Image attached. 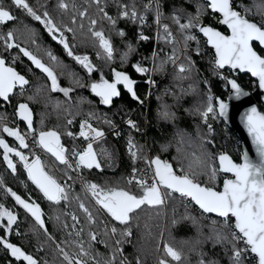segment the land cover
Returning <instances> with one entry per match:
<instances>
[{"label":"trees","instance_id":"obj_1","mask_svg":"<svg viewBox=\"0 0 264 264\" xmlns=\"http://www.w3.org/2000/svg\"><path fill=\"white\" fill-rule=\"evenodd\" d=\"M2 2L16 19L0 24V35L12 31L14 42L19 44L20 48L29 50L45 64L53 67L60 87H71L74 91L68 96L60 91H51V82L45 73L37 69L19 48L8 49L3 45V41H0L1 57L29 81L23 91L17 90L9 98V104L0 100V117H3L0 119V138L10 147L17 149L15 142L3 131V128L16 125L21 130H26L25 124L15 115L20 103L28 104L33 112V129H35L33 133L55 130L60 133L61 141L68 149L84 144L82 139L75 140L67 133L76 134L79 123L86 119L93 127L105 133L104 138L93 144L101 168H82L77 179L74 172L66 170L65 166L55 162L54 158L50 159L49 153L47 154L50 161L46 159L44 162L46 171L61 183L67 182L71 185L69 199L59 204L43 196L28 178L27 172L22 169V162L14 153H9V156L16 164V171L9 169L3 159V149L0 148V179L3 180L0 184V204L17 216L10 232L3 222H0V237L20 247L26 254L32 255L39 264H67L59 249L62 247L69 255H74L78 251L74 241H79L85 248H89L90 227L99 233L98 240H105L109 245H114L115 239H121L119 235L113 237L103 234L101 221L107 223L109 227H117L118 232L126 226L111 220L107 214L99 210L90 193L85 190V181L108 186H127L132 191H137L134 184L126 185V180L132 175V169L143 167L145 161L133 160L127 150L129 137L143 148V154L149 159L159 156L162 160L172 163L177 169L187 168L189 165L195 167L196 157H215L221 152L232 156L234 161H239L241 145L235 133L219 118L211 117L209 123L212 124V132H209L201 117L195 112L198 107L202 108L205 105L209 94L223 100L228 94L227 84L219 79L213 67L214 54L197 33V29L192 30L197 40L189 42L186 52L182 49V44L176 45L182 60L184 55H187L195 62V70L190 74V78L176 79V69L170 63L165 65L163 71L159 70L160 61L166 59L173 49L171 43H165L162 38L158 39V34L163 36L162 25L168 24L176 40H182L178 26L172 20L174 14L181 16V22H186V15H196L197 7L201 6L206 9L202 17L203 23L217 27V18L209 13L203 1L158 0L159 11L162 13L158 26L155 22L156 7H145L148 0H101L99 6L93 0H63L68 4L67 9L59 6L61 0H27L38 15L43 16L46 11L51 20L61 28L74 55L90 58L97 69L91 74L68 55L63 44L59 42V32L50 34L44 24L29 16L25 10L17 8L12 0H2ZM233 2L237 5L238 11L243 12V6L252 9L248 13V18L256 23L261 22L262 17L254 13L258 11V7L264 10V0H233ZM122 5H128L129 8L135 5L138 15L143 16L145 22L141 24L137 20L134 23L131 19L123 18L120 14ZM100 7L116 19L115 27L107 19H101L103 13L99 11ZM85 10L87 16L81 17L80 12ZM73 18L76 23L72 22ZM90 19H96L98 23L95 28L102 29L111 39L114 48L112 60L104 59L102 49L89 31ZM81 24L84 25L83 28L80 27ZM67 28H72L73 31L68 32ZM121 30L125 33L123 37L117 34ZM220 30L226 32L223 28ZM141 33L149 39H140ZM53 35L56 39H53ZM128 45H131L134 51L129 52ZM254 47L263 55L256 44ZM196 48H199V54L196 53ZM47 52L55 55L57 61H51ZM126 52L129 53L127 59H122ZM153 52L158 53L155 62L152 59ZM136 64L151 71L141 74L133 67ZM113 69L127 73L136 81L135 91L143 100L142 104L133 99L122 85H118L121 95L113 98L111 105L102 104L100 97L91 92V82H98L101 75L109 81L114 79ZM149 79L155 81V84H149L147 82ZM75 80H79L80 84H76ZM237 82L245 90L252 91L255 88V84H252L254 81L246 75L239 76ZM189 85H192L194 90L184 92L183 90L189 89ZM151 87L154 88L151 89L147 103L146 98ZM213 103L215 104V99ZM165 106L175 114L174 119L165 120L161 117ZM90 112L95 113V116L90 118L88 116ZM68 120H72V123L68 124ZM104 120H110L112 124L104 123ZM128 120L134 121L139 131L131 128L127 123ZM116 132L120 135L117 136ZM101 149H107L112 154V158L102 155ZM66 171L67 175H65ZM68 176L72 179L66 180ZM201 179L205 178L201 177ZM221 182L222 180L218 179L217 185L219 186ZM8 189L28 202L40 205L47 232L16 205ZM77 196L80 201H77ZM79 202H83L97 217V225L88 224L83 210L78 206ZM71 214L77 215L80 220L75 228L72 227L75 222L71 219ZM185 216L194 219H183L182 217ZM173 220L177 223L173 224ZM214 220L218 221L215 226L212 224ZM65 224L68 225L67 228L64 227ZM81 227L84 231L77 237L76 231ZM128 227L131 228L132 235L128 240L123 238L124 242L120 245L123 252L120 258H127L129 264H136L137 258L141 264H159L160 259H167L169 264H198L201 253L204 254L203 258L206 261L231 264V246L214 244L212 240L207 239L212 234L213 227L221 229L230 239L229 229L222 227L220 218L205 215L185 198L168 200L163 206H143L134 214V219ZM165 243L182 252L180 262L172 261L170 257L165 256ZM91 249L94 254L104 257L110 256L112 251L111 247H105L98 242L91 243ZM0 264L26 263L13 258L9 250L0 245ZM244 264H255V261L252 258H245Z\"/></svg>","mask_w":264,"mask_h":264},{"label":"snow or ice","instance_id":"obj_2","mask_svg":"<svg viewBox=\"0 0 264 264\" xmlns=\"http://www.w3.org/2000/svg\"><path fill=\"white\" fill-rule=\"evenodd\" d=\"M93 2L98 6L101 4V0H93ZM12 3L17 8L25 10L35 20L44 24L50 34L59 32V42L63 44L68 55L72 56L87 69L89 74L97 71L88 56L74 55L72 48L64 36V32L51 20L46 11L43 13V16L38 15L27 0H12ZM153 3L156 5L155 22L159 26L162 13L159 11L158 0H153ZM59 6L63 9L68 8V4L63 2V0H61ZM145 7L150 8L152 5H146ZM121 8L120 14L123 18L131 19L134 23L137 20L141 24L145 22V18L138 15L135 5L131 8L128 5H122ZM236 8L237 5L234 4L233 0H207V9L218 14L220 17L218 22L230 29V34L227 35L210 25L203 24L202 17L206 12L204 7L198 6L196 15H186V22H181V16L174 14L172 20L178 26L182 40H176L168 24L162 25L163 36L161 37L158 34V39L162 38L165 43H171L173 49L166 59L160 61L159 70L163 71L165 65L170 63L176 69V79L184 80L190 78V74L195 70V62L187 55H184L182 60L176 45L182 44V49L186 52L189 42L197 40V36L192 33V30L198 29L207 38L206 42L215 50V69H224L227 66L232 71L238 70L240 72L251 73L253 77L258 79L259 88L264 89V55H261L254 47V42H258L260 46L264 47V10L258 7V11L254 13L262 17L261 22L256 23L248 18V13L252 9L243 6L244 10L241 12L236 10ZM99 11L103 13L101 19H107L115 27L117 23L116 19L109 16L103 7H100ZM80 16H87V11L80 12ZM15 19L16 17L4 7L2 0H0V24ZM72 22L76 23L75 18H73ZM89 23V31L96 39L99 48L102 49L104 59L107 61L112 60L114 48L111 39L105 35L102 29L98 30L95 28V25L98 23L96 19H90ZM80 27L83 28L84 25L81 24ZM67 31L72 32L73 29L67 28ZM117 34L122 37L125 35L122 30ZM53 39H56L55 35H53ZM140 39L147 40L149 37L141 33ZM0 41H4L8 49L13 47L19 48L37 69L45 73L51 81V91L63 92L65 96L74 91V88L71 87H60L57 73L53 67L42 62L40 58L33 55L29 50L20 48V45L14 42V33L12 31L7 32L6 35H0ZM128 48L129 52L134 51L131 45H128ZM195 51L199 54L200 50L196 48ZM128 54V52L124 53L122 59H127ZM47 56L53 62H56L58 59L51 52H47ZM157 58L158 53L153 52V61L155 62ZM133 67L141 74H147L151 71L139 64L133 65ZM112 71L114 76L112 81L104 79L103 75H101V79L98 82L90 85L92 92L100 97V102L104 105H111L113 98L121 95L118 85H122L131 94L133 99L142 104L143 100L137 96L135 91L136 81L131 79L125 72L115 69ZM217 75H220V73L217 72ZM221 79H224L226 84L230 85L232 92L229 99L235 98L238 100L248 95L235 79H228L224 76H221ZM74 82L80 84L79 80H75ZM147 82L155 84V81L151 79ZM28 83L29 81L24 75L17 72L15 68L7 66L5 59L0 57V98L7 101L14 89L19 87L23 91L24 86ZM189 90H194L192 85H189V89L183 91L187 92ZM214 99L216 100L215 104L213 103ZM228 111L229 103L211 94L207 96L205 105L195 110L196 114L201 117V120L207 126L209 132H212V124L209 123L210 117L212 119L227 118ZM18 112L20 117L27 121L28 128L35 132V129L32 128V112L28 104H19ZM88 116L92 118L95 116V113L90 112ZM161 117L165 120H171L175 118V114L170 111L168 106H165ZM0 119H3V117H0ZM242 120L248 135L252 139L253 145H255L258 159H252L249 152L244 151L242 162L238 163L233 160L232 156L221 152L215 157H196L195 167L189 165L187 168L181 167L177 169L173 167L172 163L162 160L159 156L149 159L143 154V148L138 146L129 137L127 150L133 160L143 159L147 168L151 169L150 176L138 175L141 170L137 168L132 169V175L127 178L126 185L134 184L137 191H132L127 186H108L85 181V190L90 193L94 203L99 206V210L107 214L111 220L126 226L118 232L117 227H109L107 223L101 221L103 234L113 237L119 235L121 239H115L114 245H109L105 240H98L99 233L90 227L88 231L89 248H85L84 244L79 241H74L73 243L78 248V251L74 255H69L62 247L59 249L67 264H129L127 258H120L123 252V248L120 245L124 242L123 238L132 235L131 228L128 225L134 219V214L145 205L150 207L163 206L168 200L177 197L186 198L197 205L202 213L215 214L221 219L222 227L229 229L231 238L229 239V236L225 235L221 229L213 227L212 234L207 239L212 240L214 244H227L231 246V264H244L246 254L249 252L255 254L256 264H264V113L258 111L253 106L244 112ZM71 123L72 120H68V124ZM104 123L112 124L110 120H104ZM127 123L131 128L139 131L134 121L128 120ZM112 126L114 127V125ZM3 131L9 136L15 137L22 148L29 147L25 136L19 130L5 126ZM67 135L74 139L76 138L72 132H68ZM116 135L119 136L120 133L116 132ZM79 136L89 141L87 146L80 150H77L75 147L71 150L66 148L61 142L60 133L55 130L39 131L38 139L35 143L47 153H50L55 158V162L64 165L66 170L77 171L78 169H92L93 167L100 169L101 163L93 144L95 141L104 138V131L93 127L89 120L86 119L80 125ZM0 148L3 149V159L7 163V167L13 172L16 171V164L10 158L9 153H14L16 157H19V160L23 162V166L27 170L28 178L49 201L59 204L61 201L69 199L71 185L67 184V182L61 183L54 175L46 171V166L39 155H36L29 162L28 156L22 151L10 147L2 138H0ZM101 154L107 156L109 159L112 158V154L107 149H101ZM221 174L224 175L221 176ZM65 175H67V171ZM201 177L205 179L202 180ZM67 178L68 180L72 179L71 176ZM218 179L222 180V184L219 186L217 185ZM2 183L3 180L0 179V184ZM8 192L11 193L18 204L31 214L36 223L47 232L40 205L35 202H27L15 192H12L11 189H8ZM76 199L80 201L79 196ZM78 206L83 210L88 224L90 226L97 225L98 220L93 215V212L83 202H79ZM5 217L7 218V224L4 226L10 232L12 225L17 220V216L0 204V222ZM182 218L194 219L191 216ZM71 219L75 222L72 225L75 228L80 223L79 217L71 214ZM176 223L177 221L173 220V224ZM217 223L218 221H212L213 226ZM64 227L67 228L68 225L65 224ZM83 231V227L77 229L76 236H81ZM93 242L104 244L105 247H111V255L104 257L100 254H94L91 249V243ZM241 243L243 247L238 246ZM0 245L10 250L13 257L17 259L22 258L27 264H39V261L32 255L26 254L20 247L8 242L3 237H0ZM164 253L172 261L180 262L182 260V252L171 244L165 243ZM200 255L201 259L198 264H216L213 260L206 261L203 258V253ZM136 264H141L139 258H137ZM159 264H169V261L167 259H160Z\"/></svg>","mask_w":264,"mask_h":264},{"label":"water","instance_id":"obj_3","mask_svg":"<svg viewBox=\"0 0 264 264\" xmlns=\"http://www.w3.org/2000/svg\"><path fill=\"white\" fill-rule=\"evenodd\" d=\"M203 1L206 5H207V0H201ZM237 10V8H236ZM209 13L213 16H216L217 17V27H214L216 28L217 30L221 31L220 29H225L226 32H222L224 34H230V29L227 28L226 25H222L220 24L218 21H219V15L216 14V13H213L210 9H208ZM205 25H209V24H206V23H203ZM212 26V25H210ZM213 27V26H212ZM197 33L203 38L206 46L208 47V49L215 55V50L212 48V46L210 44H208L206 41H207V38L199 32V30L197 29ZM254 44H256L259 49L263 52V55H264V47L260 46L258 42H254ZM1 57V55H0ZM6 62V60H5ZM6 65L9 66L6 62ZM221 71H224V70H230L227 66H225L224 69H220ZM232 71V70H231ZM238 71V70H237ZM241 75H246L248 76L249 78H251L254 82H255V88L249 92L248 90H245L242 89L248 93L247 96H244V97H241L240 99H235V98H232V99H229L230 95H231V88H230V85H227L228 86V94H227V97L225 100V102L229 103V111H228V116L227 118H219L221 120V122H223L228 128H230L234 133L235 135L237 136L239 142H240V145H241V156H240V159L239 161H236V162H242V154L244 151H248L249 152V155L251 156L252 159H258L257 155H256V150H255V145H253L252 143V139L251 137L248 135V132H247V129L245 128L244 126V123H243V120H242V117H243V114L244 112L249 109L250 107H256L258 109V111L262 112L259 108L258 105H262L264 106V89H260L259 86H258V79L256 77H253L251 75V73H248V72H240L238 71ZM238 83V82H237ZM29 84V83H28ZM25 85L23 89H25L27 86ZM17 90H21L19 87H17L16 89H14L13 93L10 94L9 98L11 96H13V94L17 91ZM221 99V98H220ZM1 101L5 102L6 104H9V99L7 101H5L3 98H0ZM215 103H216V100H215ZM21 104V103H20ZM32 112V111H31ZM263 113V112H262ZM15 115L17 117V119L21 122H23L25 124V127H26V130L29 131V132H32V130H30L27 126V121L23 120L20 115H19V112H18V106L16 108V111H15ZM33 119H34V115H33V112H32V128H33ZM224 175V174H222ZM229 178H230V174H229ZM222 184V182H221ZM22 198V197H21ZM23 199V198H22ZM186 199V198H185ZM13 200L14 202L16 203V205L21 208L35 223V219L31 216L30 213H28L20 204H18L15 200V198L13 197ZM188 200V199H187ZM27 201V200H26ZM190 201V200H189ZM28 202V201H27ZM191 202V201H190ZM30 203V202H29ZM194 206H196L198 209L199 207L197 205H195L193 202H191ZM200 210V209H199ZM201 211V210H200ZM202 212V211H201ZM205 215L207 216H213V217H216V218H219L217 217L215 214H209V213H204ZM43 218V216H42ZM37 224V223H36ZM39 227L40 225L37 224ZM46 226V225H45ZM41 228V227H40ZM43 231L44 229L41 228ZM252 257L254 258L255 260V264H256V257H255V254H252Z\"/></svg>","mask_w":264,"mask_h":264},{"label":"built area","instance_id":"obj_4","mask_svg":"<svg viewBox=\"0 0 264 264\" xmlns=\"http://www.w3.org/2000/svg\"><path fill=\"white\" fill-rule=\"evenodd\" d=\"M146 5H152V6H155L156 5L153 3V0H148L147 4ZM151 8V7H150ZM216 17V16H215ZM217 18V17H216ZM213 67H214V58H213ZM215 69V68H214ZM217 72L220 73L219 75V79L222 80V81H225L224 79H221V76H224V77H227L228 79H235L236 81L239 79V76H241V74L238 72V71H231V70H224V71H221L220 69H215ZM226 83V81H225ZM252 84H255L252 83ZM154 88V87H151L149 92H148V95H147V98H146V102L148 103L149 101V97H150V92H151V89ZM228 88V86H227ZM249 92H251V90H249ZM259 108L262 106V105H258ZM260 110L264 113V106H262V108H260ZM17 129H20L18 126L16 127ZM23 135L25 136V139H26V142L28 143L29 147V152H28V157H29V162H31L36 155H39L42 162H44L46 159H47V153L45 150H43L42 148H40L38 146V144L35 143V141L38 139V137L36 136H33L32 133L33 132H29L27 130L25 131H22ZM80 137V136H79ZM79 139H82L79 138ZM84 139V138H83ZM84 142H85V145L84 147L87 146L88 142L87 140L84 139ZM80 149H83V148H80ZM23 164V162H22ZM140 169L141 171L138 173V175H142V176H150L151 175V169L147 168V165L145 164L143 167H140L138 168ZM127 240L129 239V237L126 238ZM239 247H243V244L241 243L240 245H238ZM254 259L252 257V255L249 253L246 254V258L247 259ZM255 261V260H254Z\"/></svg>","mask_w":264,"mask_h":264},{"label":"rangeland","instance_id":"obj_5","mask_svg":"<svg viewBox=\"0 0 264 264\" xmlns=\"http://www.w3.org/2000/svg\"><path fill=\"white\" fill-rule=\"evenodd\" d=\"M99 30V29H98ZM3 45L6 47V45H5V43H4V41H3ZM34 55V54H33ZM43 62V61H42ZM34 65V64H33ZM35 66V65H34ZM87 70V69H86ZM87 73H88V71H87ZM51 82V81H50ZM94 82H96V81H93V82H91V84L92 83H94ZM90 84V85H91ZM150 84V83H149ZM90 90H91V87H90ZM91 92H92V90H91ZM93 93V92H92ZM94 95H95V93H93ZM81 123L82 122H80L79 123V125H78V129H77V132H76V134H75V140H78L79 138H81V137H79V131H80V125H81ZM15 124V123H14ZM17 126L16 125H12L11 126V128H13V129H17L16 128ZM17 130H19L20 131V133L23 135V133H22V131H25V130H21V129H17ZM38 133L39 132H37V133H32V135L33 136H36V137H38ZM9 137H12V136H9ZM11 140H13L14 142H15V144H16V146H17V149H21V151L27 156L28 155V152H29V149L28 148H22L21 146H20V144H19V141H17L16 139H15V137H12V139ZM82 140L84 141V139H83V137H82ZM62 142V141H61ZM63 143V142H62ZM64 144V143H63ZM84 145H85V142H84V144L82 145V144H80L78 147L76 146L75 148L77 149V150H80V148H85L84 147ZM64 146L67 148V146H66V144H64ZM71 150V149H70ZM147 151V150H146ZM147 153V152H146ZM48 154V153H47ZM50 154V153H49ZM50 156H51V154H50ZM52 157V156H51ZM52 158H54V157H52ZM149 158V157H148ZM47 159H48V161H50V159L47 157ZM55 159V158H54ZM45 162V161H44ZM43 162V163H44ZM49 163V162H48ZM62 166H64V165H62ZM22 169L25 171V172H27V170L24 168V166H23V164H22ZM81 169H78L77 171H72V172H74V174H75V177H76V179H77V177H79V174L81 173V171H80ZM66 180H68V178H66ZM14 214V213H13ZM15 215V214H14ZM3 222V225H6L7 224V218L5 217L4 218V220L2 221ZM9 253H10V250H9ZM10 255H11V253H10ZM12 256V255H11ZM13 257V256H12ZM13 258H15V257H13ZM16 260H22V261H24L22 258L21 259H17V258H15ZM26 264H27V262L26 261H24Z\"/></svg>","mask_w":264,"mask_h":264},{"label":"crops","instance_id":"obj_6","mask_svg":"<svg viewBox=\"0 0 264 264\" xmlns=\"http://www.w3.org/2000/svg\"><path fill=\"white\" fill-rule=\"evenodd\" d=\"M11 139H12V137H10ZM17 150H19V151H21V149H17ZM50 155V154H49ZM52 157L50 156V159H51Z\"/></svg>","mask_w":264,"mask_h":264}]
</instances>
